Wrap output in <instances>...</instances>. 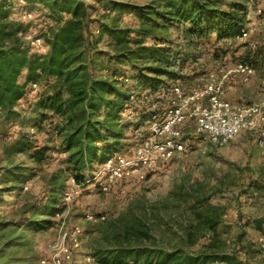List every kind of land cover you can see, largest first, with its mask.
<instances>
[{"label":"rangeland","instance_id":"1","mask_svg":"<svg viewBox=\"0 0 264 264\" xmlns=\"http://www.w3.org/2000/svg\"><path fill=\"white\" fill-rule=\"evenodd\" d=\"M82 1L88 6L85 42L71 72H83L70 81H113L114 72L123 74L111 82L121 96L106 97L120 106L109 125L121 135L116 140L107 132L110 152L76 170L62 150V118L35 111L45 77L26 87L18 116L0 110V264L49 263L62 259L61 246L70 251L62 264H103L100 256L119 248L229 253L244 264H263L264 123L220 147L196 135L188 120L180 126L184 152L150 167L132 162L154 138L173 86L189 94L212 74L223 78L226 100L259 105L264 114V0H207L221 11L234 4L245 10L241 35L247 36L222 41L213 33L190 34L188 24L166 23L160 0ZM11 2L19 12V1ZM34 16L23 41L39 55L53 23L44 11ZM103 26L112 34H101ZM239 65L253 71L247 82L236 72ZM157 75L153 89L148 82ZM18 143L24 151L11 153ZM35 150H42L40 160L32 157ZM119 156L131 162L130 172L110 180L101 166Z\"/></svg>","mask_w":264,"mask_h":264},{"label":"trees","instance_id":"2","mask_svg":"<svg viewBox=\"0 0 264 264\" xmlns=\"http://www.w3.org/2000/svg\"><path fill=\"white\" fill-rule=\"evenodd\" d=\"M12 0H0V110L8 118L16 117L15 107L26 94V87L38 84L42 77L47 80L46 90L37 98L35 111H49L62 118L64 126L63 148L70 153L69 162H73L76 170L83 169L86 164L96 160V155L104 156L110 152L107 145L109 135L113 139L120 138V132L112 131V115L119 111V104L107 100V96L117 95L111 82L121 72H114L113 81L92 78L89 81L79 80L72 83V76L80 77L79 73L71 72V65L79 58L75 53L84 45V29L88 6L82 0H21L24 6L21 10L32 12L44 11L53 24L44 31V54H35L23 41L30 23L12 18ZM19 1V0H17ZM97 4L105 0H94ZM164 11L160 18L166 23L188 24L187 32L213 33L218 41L235 38L241 35L245 26V10L240 4L230 6L229 11L214 8L207 0H160ZM107 3V2H106ZM110 11L117 10V5L110 6ZM107 8V6H106ZM109 28H99L101 34ZM41 38L37 37L34 40ZM81 56V55H80ZM84 75V74H83ZM122 75V76H121ZM148 82L154 89L159 83V77ZM74 77V78H75ZM139 77L138 80L141 81ZM51 80L53 84L48 85ZM118 93V94H117ZM66 94V95H65ZM66 96V97H64ZM104 114V115H103ZM104 117V120H99ZM15 144L11 153H21L22 146ZM34 159L43 157L42 150H35ZM101 161V159H100ZM82 178L75 176V180ZM1 202V198H0ZM54 200L49 206L55 213ZM103 264H128L129 262L144 264H244L238 260L237 254L203 253L185 254L181 251L164 252L148 248H119L100 256Z\"/></svg>","mask_w":264,"mask_h":264},{"label":"built area","instance_id":"3","mask_svg":"<svg viewBox=\"0 0 264 264\" xmlns=\"http://www.w3.org/2000/svg\"><path fill=\"white\" fill-rule=\"evenodd\" d=\"M22 6L24 3L19 0V12H12V16L23 21L32 20L33 13L21 10ZM246 36L247 33L243 32L241 38ZM36 42L41 41L37 39ZM236 72L240 74L243 82H247L253 73L248 66L243 65H239ZM223 83V78L211 74L202 87L189 94H184L178 86L167 89L170 105L163 112L161 123L154 126L153 137L155 139H150L148 148L139 152L141 155L139 162L135 159L132 165L137 166L138 163H141L150 167L157 161H166L174 154L184 152L185 145L181 140L180 126L188 120L194 122L196 135L202 136L211 144L220 147L229 144L242 132H251L260 128L264 123V114L260 106L254 104L249 106L234 105L225 99ZM127 165L131 167V162H127L125 158L119 156L114 162L109 161L103 164L101 173L107 175L110 180H119L129 174L130 170ZM262 247L264 254V242ZM60 251L62 259L52 258L49 263L42 260L41 264H62L61 261L70 259V251L67 248L61 246Z\"/></svg>","mask_w":264,"mask_h":264}]
</instances>
